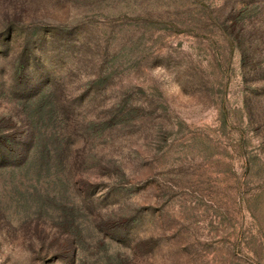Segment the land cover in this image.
<instances>
[{"label":"rangeland","instance_id":"1","mask_svg":"<svg viewBox=\"0 0 264 264\" xmlns=\"http://www.w3.org/2000/svg\"><path fill=\"white\" fill-rule=\"evenodd\" d=\"M0 264H264V0H0Z\"/></svg>","mask_w":264,"mask_h":264}]
</instances>
